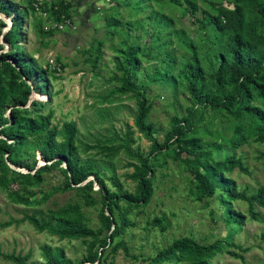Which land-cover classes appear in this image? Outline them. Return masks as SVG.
<instances>
[{"label": "rangeland", "instance_id": "obj_1", "mask_svg": "<svg viewBox=\"0 0 264 264\" xmlns=\"http://www.w3.org/2000/svg\"><path fill=\"white\" fill-rule=\"evenodd\" d=\"M5 1L9 10L13 5L26 10L16 43L44 76L40 79L33 75L28 83L37 87L45 82L49 92L46 97L32 88L24 107L31 108L34 99L46 100L42 114L50 112L49 126L58 129L61 123L73 121L75 154L79 159L92 163L110 191L132 192L134 182L127 174L132 171V164L137 163V156L146 154L150 143L133 125L136 108L133 95L112 92L119 85L109 79L119 75L115 58L122 59L120 50L127 45L138 48L131 81L143 90L150 104L146 121L155 139L161 141L170 118L184 116L190 102L182 82L152 81L153 75L163 70L174 76L183 59H196L201 74L189 86L207 87L213 55L222 40L209 16L219 6L231 9V1L192 0L188 6V0H32L38 2L41 10L31 9L30 0ZM52 1H61L67 6L59 20L50 13ZM159 15L170 22L154 25ZM0 19L5 24L1 28L3 33L10 27V18L4 19L0 13ZM199 21L204 27L199 28ZM0 46V52L9 49L1 37ZM194 116L195 136L201 148L210 151L213 160L229 155L240 157L246 173L236 168L223 173L233 180L235 189L250 195L264 188L263 145L252 138L236 147L224 141L231 136L233 125L243 120H233L224 112L197 106ZM30 141L32 149L36 142ZM175 149L172 145L149 159L152 194L146 204L127 207L119 202L129 225L124 226L114 241H124L127 253L120 248L109 252L106 246L104 263L146 264L147 256L171 240L190 236L203 244L220 240L239 246L221 248L208 258L209 264H264V207L252 203L255 216L251 217L245 201L224 200L225 204L223 197L215 196L218 193L207 203L195 201L188 192L191 176L189 164L184 161L186 156L174 158ZM30 152L25 149L23 160H30ZM35 158L39 166L42 161L37 155ZM8 166L21 173L32 172ZM87 179L93 180V177ZM63 180L58 168L42 173L41 181L33 186L23 187L15 175L1 177L0 264H15L2 254L25 256L26 264H44L41 246L61 248L64 257L71 261L84 255L85 245L81 240L58 239L45 231L37 232L22 219L23 215L32 213L48 218L51 212L74 205L80 213L77 222L97 228L101 200L95 182L90 189L63 190ZM228 211L244 215L239 227L224 222L223 213ZM153 217L161 219L159 225L151 223ZM4 223L8 225L3 226Z\"/></svg>", "mask_w": 264, "mask_h": 264}, {"label": "trees", "instance_id": "obj_2", "mask_svg": "<svg viewBox=\"0 0 264 264\" xmlns=\"http://www.w3.org/2000/svg\"><path fill=\"white\" fill-rule=\"evenodd\" d=\"M30 1L29 6L34 9L33 1ZM230 1L231 9L219 6L216 13L209 16L222 40L219 50L213 55L207 87L189 86L191 80L201 74L196 59H183L174 76L163 70L153 75L152 81L182 82V88L187 90L190 102L184 116L173 115L170 118L169 127L163 133L161 141L155 139L151 126L146 121L150 104L140 86H135L131 81L137 64L138 48L127 45L120 50L122 59L115 58V69L119 71V75L110 76L109 79L117 81L119 85L113 88L112 92H130L133 95L136 104L133 125L150 144L145 155L137 156V163L132 164V171L127 174V178L134 182L133 191L113 192L106 187L92 163L79 159L75 154L76 127L73 121L61 123L58 129L56 126H49L50 112L42 114L46 100L34 99L31 101V108L24 107L32 88L46 97H49V92L45 82L37 87L28 83L33 75L40 79L44 76L42 70L16 43L20 24L26 14L25 8L13 5L12 10H9L6 8V1L0 0V13L4 19L9 16L8 22H11L10 27L2 33L1 28L5 24L0 19V37L9 45L7 51L0 52V179L6 175H15L23 187L33 186L41 181L42 173L58 168L64 178L63 190L73 187L90 189L94 181L100 194L101 209L97 215L99 226L94 229L77 222L80 213L74 205L59 208L51 212L48 218L33 213L23 215L22 219L37 232L45 231L58 239L81 240L85 245V253L77 261L65 258L61 248L49 249L41 246L44 264H106V246L109 252L120 248L127 253L124 241H114L124 226L129 225L120 210L119 202L127 207H137L148 202L152 194L149 174L151 167L148 161L172 145L176 148L172 151L174 158H180L181 154L186 156L184 161L189 164L188 171L191 176L188 192L195 201L207 203L208 199L218 193L215 196L223 197L225 204L227 201L224 200L245 201L251 217L255 216L252 203L264 207V188H258L255 193L246 195L243 191H237L233 180L223 175L233 168L247 172L240 157L229 155L221 160H213L210 151L202 149L199 139L195 136L194 115L197 106L224 112L233 120H243L233 125L231 136L224 140L230 146L236 147L252 138L264 147V0ZM191 3L192 0H188L187 5L190 6ZM38 8L42 9L39 4ZM66 8V4L61 1H52L49 5L50 13L56 20L65 14ZM110 22L114 23L113 20ZM169 22L165 16L159 15L154 25H167ZM198 26L202 28L204 23L199 21ZM29 139L36 142L32 149V141L29 142ZM24 147L31 151L28 162L23 160V157H26ZM35 155L42 161L39 166H36ZM61 163L64 164L63 167L60 166ZM8 165L26 168L32 172L21 173ZM89 176H92L93 180L87 179ZM82 182L84 184L79 186ZM112 183L117 187L113 179ZM223 219L226 224L239 227L244 215L228 211L223 213ZM160 222V218L151 219L152 224L159 225ZM228 245L239 248L228 241L217 240L203 244L190 236H183L171 240L168 245L157 249L145 259L146 264L171 261H181L182 264H209L208 258ZM2 257L15 264H26L25 256L2 254Z\"/></svg>", "mask_w": 264, "mask_h": 264}, {"label": "built area", "instance_id": "obj_3", "mask_svg": "<svg viewBox=\"0 0 264 264\" xmlns=\"http://www.w3.org/2000/svg\"><path fill=\"white\" fill-rule=\"evenodd\" d=\"M32 4H33V6H34V10H38V4H37L36 2H33ZM41 13H42V12H41Z\"/></svg>", "mask_w": 264, "mask_h": 264}, {"label": "clouds", "instance_id": "obj_4", "mask_svg": "<svg viewBox=\"0 0 264 264\" xmlns=\"http://www.w3.org/2000/svg\"><path fill=\"white\" fill-rule=\"evenodd\" d=\"M9 24H11V22Z\"/></svg>", "mask_w": 264, "mask_h": 264}, {"label": "bare ground", "instance_id": "obj_5", "mask_svg": "<svg viewBox=\"0 0 264 264\" xmlns=\"http://www.w3.org/2000/svg\"><path fill=\"white\" fill-rule=\"evenodd\" d=\"M7 17V16H6ZM8 18V17H7Z\"/></svg>", "mask_w": 264, "mask_h": 264}, {"label": "water", "instance_id": "obj_6", "mask_svg": "<svg viewBox=\"0 0 264 264\" xmlns=\"http://www.w3.org/2000/svg\"><path fill=\"white\" fill-rule=\"evenodd\" d=\"M9 26H10V24H9Z\"/></svg>", "mask_w": 264, "mask_h": 264}]
</instances>
